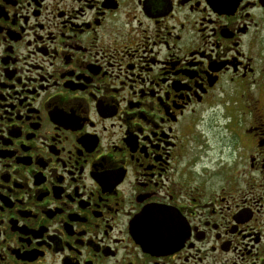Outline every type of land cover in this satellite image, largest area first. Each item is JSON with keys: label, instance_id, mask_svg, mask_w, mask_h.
Segmentation results:
<instances>
[{"label": "flooded vegetation", "instance_id": "flooded-vegetation-1", "mask_svg": "<svg viewBox=\"0 0 264 264\" xmlns=\"http://www.w3.org/2000/svg\"><path fill=\"white\" fill-rule=\"evenodd\" d=\"M0 264H264V0H0Z\"/></svg>", "mask_w": 264, "mask_h": 264}]
</instances>
